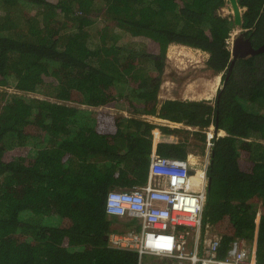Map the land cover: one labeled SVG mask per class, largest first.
I'll use <instances>...</instances> for the list:
<instances>
[{
    "label": "trees",
    "instance_id": "1",
    "mask_svg": "<svg viewBox=\"0 0 264 264\" xmlns=\"http://www.w3.org/2000/svg\"><path fill=\"white\" fill-rule=\"evenodd\" d=\"M227 3L0 0V88L60 102L0 90V264H138L136 253L109 247L120 221L108 217L107 195L145 185L154 152L186 160L187 144L154 150L158 126L89 109L119 105L199 128L204 155L206 128L227 133L213 141L205 221L223 236L221 255L245 238L264 264V113L247 109L264 103V53L236 62L216 106L167 100L158 111L171 45L207 53V69L226 80L236 26L221 15ZM238 3L242 28L260 48L264 0ZM101 17L108 24L93 42L88 29ZM110 26L124 32L123 42ZM203 172L190 166L196 181Z\"/></svg>",
    "mask_w": 264,
    "mask_h": 264
},
{
    "label": "built area",
    "instance_id": "2",
    "mask_svg": "<svg viewBox=\"0 0 264 264\" xmlns=\"http://www.w3.org/2000/svg\"><path fill=\"white\" fill-rule=\"evenodd\" d=\"M237 35L228 40L231 51ZM213 139L211 132L208 159L198 181L190 176L189 158L154 155L145 185L108 193V217L131 224L111 232L110 248L136 253L138 264H258L255 245L245 238H238L221 255L223 236L205 221Z\"/></svg>",
    "mask_w": 264,
    "mask_h": 264
},
{
    "label": "rangeland",
    "instance_id": "3",
    "mask_svg": "<svg viewBox=\"0 0 264 264\" xmlns=\"http://www.w3.org/2000/svg\"><path fill=\"white\" fill-rule=\"evenodd\" d=\"M243 11L244 10L242 9V12ZM222 12L225 16L233 17V10L230 2L226 4ZM102 17L97 20V23L95 25L91 26L90 29H88L90 32V40L93 42L99 43L100 41L99 31L102 30L108 24L107 22L104 21ZM240 29L241 28H239L238 26H235V29L233 30L232 34L233 33L239 34L241 31ZM108 30H110L109 33L112 32L114 34L119 35L121 38L120 40L122 41V38L125 35L123 31H121L118 28H114L113 26H110ZM120 40H119V44L121 43ZM123 45L130 46L129 44H123ZM207 57L208 55L202 51H197L192 48L190 49L183 46L171 45L167 53L165 73L162 76V85L159 92L165 94V97H175L176 99L179 100L182 98H184L185 100H189V98L191 99L195 98V100L198 99L199 101H207L204 98H202V96H208L209 98H212L210 99L209 102L212 105H216L218 92L223 85L222 82L217 83V85L213 83L212 75H211L212 72L206 68V64H205ZM0 90L9 93V95L11 96L15 94L26 95L28 97H32L35 99L50 100L55 103H60L58 100L45 97L43 94H24L22 92H18L12 86L8 88H0ZM195 91L198 92V95H195ZM263 104L258 103V107H257L256 104L248 103L247 109L249 111L264 113ZM226 134L227 133L224 131L220 132L219 138L226 136ZM7 142H8L7 145L11 146V142H12L11 139H7ZM261 143H264V141H261ZM195 153L198 156L202 155V157L200 159L191 160L190 162L196 166H203L208 159L207 149L205 150V155L202 154V148H198L197 150H195ZM53 222L56 223L55 220H53ZM116 228L121 231L127 229L125 224L122 222L116 224Z\"/></svg>",
    "mask_w": 264,
    "mask_h": 264
},
{
    "label": "crops",
    "instance_id": "4",
    "mask_svg": "<svg viewBox=\"0 0 264 264\" xmlns=\"http://www.w3.org/2000/svg\"><path fill=\"white\" fill-rule=\"evenodd\" d=\"M177 46H181V45H177ZM187 48H189V47H187ZM194 50H196V49H194ZM197 51H200V50H197ZM207 59H208V57H207ZM206 68H207V66H206ZM211 75H212V80H213L214 84L217 85V83H220V77L219 76L214 75L213 73ZM195 95H198L197 91H195ZM158 98H159V102H160L159 106H158V111L160 110L162 104L165 101H167V100H179V99H176L175 97H165V94L160 93V92L158 94ZM202 98L207 100V102H209L210 99H212V98H209L208 96H202ZM180 100L181 101H199L198 99L195 100V98H192V99L189 98V100H185L184 98H182ZM81 108L84 109L86 107H81ZM89 109H90V111L99 112V113L100 112L109 113L111 115L122 116V117L127 118V119L134 118L137 120H143V121H146V122H149L151 124L158 126V128L153 131L154 150L156 149V146L158 143H162V142H170V143L180 142L181 143V142L185 141V143L187 144L186 145V150L188 153L187 159L189 158L191 160H196V159H200L202 157V155L198 156L195 153V150L203 147V142H199L200 137L198 136V133L199 132L202 133L203 131H201L199 128L189 127L183 123H174V122H171L169 120L161 119L158 116L133 115V114L129 113V111L126 109L125 106H120V105L116 106L115 108L100 107V108H89ZM116 113H119V114H116ZM160 127L161 128H169L170 130L175 131V132L171 134L169 132L162 131V129ZM214 131H215V127L211 126L207 129L206 134H208L210 132L213 133ZM185 139H188V142H186ZM154 155H156L155 152L153 153L152 156H154ZM152 156H151V158H152ZM259 215H260V213H259ZM213 227L216 230L214 225H213ZM217 233H219V232L217 231Z\"/></svg>",
    "mask_w": 264,
    "mask_h": 264
},
{
    "label": "water",
    "instance_id": "5",
    "mask_svg": "<svg viewBox=\"0 0 264 264\" xmlns=\"http://www.w3.org/2000/svg\"><path fill=\"white\" fill-rule=\"evenodd\" d=\"M229 2L233 9L235 25L238 27H242L243 26V12L239 6L238 0H229ZM246 34L247 33L244 31L241 34H239L234 40V46L232 50V63L228 70V74H227L226 80L224 81V85L228 82L229 77L232 74L233 68L238 60L247 59L249 57H253V56L264 53V45L261 46L260 48H255L253 46L251 39L246 37ZM218 129L219 128L216 126L217 131ZM213 160H214V153L212 154L211 168L213 166ZM211 184H212V176H209V189H208L209 193L211 191ZM207 214H208V211L206 210L205 211L206 218H207Z\"/></svg>",
    "mask_w": 264,
    "mask_h": 264
},
{
    "label": "clouds",
    "instance_id": "6",
    "mask_svg": "<svg viewBox=\"0 0 264 264\" xmlns=\"http://www.w3.org/2000/svg\"><path fill=\"white\" fill-rule=\"evenodd\" d=\"M228 2H229V0H228ZM231 7H232V6H231ZM224 8H225V7H224ZM224 8H223V9H224ZM223 9H222V10H223ZM232 10H233V9H232ZM243 12H244V11H243ZM221 15H222V16H225V15L223 14L222 11H221ZM233 17H234V15H233ZM239 28H241V29H240L241 31H240L239 34H241V33L244 32V31H245L246 33H248V31H249V30H244L242 27H239ZM239 34H238V35H239ZM236 37H237V36H236ZM235 39H236V38H235ZM233 46H234V45H233ZM231 52H232V51H231ZM223 75H224V73H223V74H219V75H217V76L220 77V83H221V82L224 83V82H223ZM222 85H224V84H222ZM221 89H222V88H221ZM219 94H220V93H219ZM219 94H218V97H219ZM218 97H217V98H218ZM206 102H207V101H206ZM208 103H209V102H208ZM211 105H212V104H211ZM213 106H216V105H213ZM211 126H214V127H215V131L213 132V134H214V139H213V141H214L215 139L219 138V136H220V132H223L224 130H219V129H218V131H217V130H216V126L214 125V123H212ZM211 126H210V127H211ZM208 128H209V127H208ZM208 128H206L205 131H207ZM205 131H204V132H205ZM224 132H225V131H224ZM210 133H211V132H210ZM208 134H209V133H208ZM208 134H207V142H206V149H207V151L209 150V149H208ZM226 135H227V134H226ZM223 137H224V136H223ZM212 147H213V145H212ZM212 147H211V149H210V158H211V159H212ZM190 160H191V159H190ZM210 165H211V160H210ZM190 166H191V165H190Z\"/></svg>",
    "mask_w": 264,
    "mask_h": 264
},
{
    "label": "flooded vegetation",
    "instance_id": "7",
    "mask_svg": "<svg viewBox=\"0 0 264 264\" xmlns=\"http://www.w3.org/2000/svg\"><path fill=\"white\" fill-rule=\"evenodd\" d=\"M246 37H247V34H246Z\"/></svg>",
    "mask_w": 264,
    "mask_h": 264
},
{
    "label": "bare ground",
    "instance_id": "8",
    "mask_svg": "<svg viewBox=\"0 0 264 264\" xmlns=\"http://www.w3.org/2000/svg\"><path fill=\"white\" fill-rule=\"evenodd\" d=\"M194 59V58H193Z\"/></svg>",
    "mask_w": 264,
    "mask_h": 264
}]
</instances>
